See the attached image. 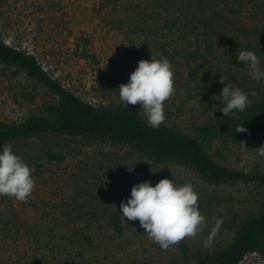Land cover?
<instances>
[{"label":"rangeland","instance_id":"rangeland-1","mask_svg":"<svg viewBox=\"0 0 264 264\" xmlns=\"http://www.w3.org/2000/svg\"><path fill=\"white\" fill-rule=\"evenodd\" d=\"M170 19V12L155 10L154 0H0L1 39L34 55L54 80L95 107L125 105L153 125L196 137L217 113L264 99V60L247 49H264V24L254 9L224 16L208 36L212 53L204 33L172 35ZM59 102L24 71L0 64V122L52 120ZM43 150L65 160H43L39 178L7 187L5 169L35 162ZM205 150L219 165L264 175V135L248 150L226 137ZM0 159V191H17L26 203L18 208L23 215L37 217L30 195L34 202L49 191H81L77 223L47 234L48 249L40 254L62 253L51 264H195L227 247L264 204L261 184L212 186L188 168L155 163L111 141L49 134L10 145ZM113 214L121 216L122 236L111 230ZM75 227L95 241L83 255L59 245ZM5 241L0 264H42L23 243L8 248ZM241 264L264 259L249 255Z\"/></svg>","mask_w":264,"mask_h":264},{"label":"trees","instance_id":"trees-1","mask_svg":"<svg viewBox=\"0 0 264 264\" xmlns=\"http://www.w3.org/2000/svg\"><path fill=\"white\" fill-rule=\"evenodd\" d=\"M154 6L159 13H171L167 28L172 35L182 32L188 35L204 33L207 37L204 44L210 51L208 53H212L214 48V44L208 41L210 31L222 23L225 15L240 16L254 9L264 24V0H154ZM247 49L256 58L264 60V49L252 45ZM0 64L19 68L60 98L52 120L34 116L20 124L0 122V154L14 143L49 134L73 139L105 140L131 147L155 163L188 168L212 186L233 183L264 186V175L219 165L205 150V145L220 137L233 140L244 150L253 148L264 135V99L226 108L217 113L212 121L201 125L196 131L197 136L192 137L167 125H153L139 112L125 105L98 108L83 101L54 80L34 55L10 47L1 37ZM207 102L212 107V101ZM38 156L35 162L33 158H28L22 167L16 163L12 170L5 169V179L9 180H6L7 187L16 188L39 178L43 170V163L40 162L43 160L48 163H62L65 160L61 152L53 150H43ZM1 161L0 166L3 165ZM80 192L49 191V196L43 199L36 196L34 202L30 195L29 204L36 207L37 217H29L18 210L20 207L26 208V203L16 197L17 191H0V247L4 239L7 241L3 244L8 245V248L21 242L26 253L34 256L35 262H57L58 253L61 252L55 248L50 249L48 256L40 253L43 248L48 249V233H63L76 222V217L82 212L79 207ZM110 227L119 236L123 235L119 214H113ZM73 232L74 235L68 241L59 243L60 248L64 250V247H72L79 255L94 248L92 237L76 227ZM249 255H259L264 259V204L257 215L237 227L227 247L200 258L195 264H241ZM68 257L72 255L68 253Z\"/></svg>","mask_w":264,"mask_h":264}]
</instances>
